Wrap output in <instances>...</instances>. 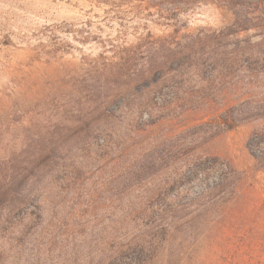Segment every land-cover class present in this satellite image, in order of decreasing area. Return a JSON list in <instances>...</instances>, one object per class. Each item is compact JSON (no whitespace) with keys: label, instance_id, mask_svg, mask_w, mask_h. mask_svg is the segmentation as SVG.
I'll return each instance as SVG.
<instances>
[{"label":"rangeland","instance_id":"rangeland-1","mask_svg":"<svg viewBox=\"0 0 264 264\" xmlns=\"http://www.w3.org/2000/svg\"><path fill=\"white\" fill-rule=\"evenodd\" d=\"M0 0V264H264V4Z\"/></svg>","mask_w":264,"mask_h":264},{"label":"trees","instance_id":"trees-1","mask_svg":"<svg viewBox=\"0 0 264 264\" xmlns=\"http://www.w3.org/2000/svg\"><path fill=\"white\" fill-rule=\"evenodd\" d=\"M210 1V0H206ZM212 1H218L219 5H223L230 11H232L235 15V28L238 29V31L246 30L247 27H249L252 21H254V18H251L249 16L251 13V10H254V8L248 6L247 0H212ZM258 5L261 6L264 4V0H257ZM264 21V18L262 19ZM264 27V24H261Z\"/></svg>","mask_w":264,"mask_h":264}]
</instances>
